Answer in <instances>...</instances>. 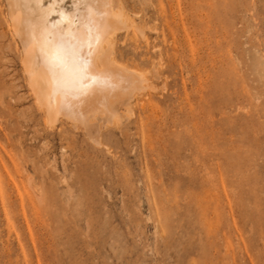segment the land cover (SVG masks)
Instances as JSON below:
<instances>
[{
  "label": "rangeland",
  "instance_id": "rangeland-1",
  "mask_svg": "<svg viewBox=\"0 0 264 264\" xmlns=\"http://www.w3.org/2000/svg\"><path fill=\"white\" fill-rule=\"evenodd\" d=\"M125 1L157 89L98 145L43 130L0 0V264H264V0Z\"/></svg>",
  "mask_w": 264,
  "mask_h": 264
},
{
  "label": "bare ground",
  "instance_id": "bare-ground-1",
  "mask_svg": "<svg viewBox=\"0 0 264 264\" xmlns=\"http://www.w3.org/2000/svg\"><path fill=\"white\" fill-rule=\"evenodd\" d=\"M5 1L43 130L60 118L73 129L80 120L87 138L101 145L99 137L108 122L134 115L136 106L144 108L152 99L149 89L156 86L147 71L124 61L118 51L122 31H129L133 41L138 34L145 39L125 0Z\"/></svg>",
  "mask_w": 264,
  "mask_h": 264
}]
</instances>
